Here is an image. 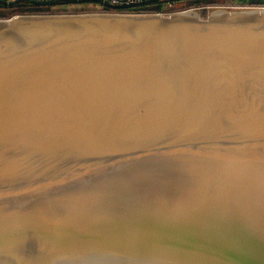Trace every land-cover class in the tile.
I'll list each match as a JSON object with an SVG mask.
<instances>
[{"label":"water","instance_id":"1","mask_svg":"<svg viewBox=\"0 0 264 264\" xmlns=\"http://www.w3.org/2000/svg\"><path fill=\"white\" fill-rule=\"evenodd\" d=\"M0 264H264V9L0 19Z\"/></svg>","mask_w":264,"mask_h":264},{"label":"trees","instance_id":"2","mask_svg":"<svg viewBox=\"0 0 264 264\" xmlns=\"http://www.w3.org/2000/svg\"><path fill=\"white\" fill-rule=\"evenodd\" d=\"M93 0L67 1V0H52L49 2H35L33 0H18L11 4L0 3V19H7L16 15H35V14H52V13H68V10H63L61 7L76 3H89ZM175 3L180 0H173ZM195 5H210L220 4L219 0H189ZM94 2V1H93ZM166 0H152L145 4L115 8L104 5L101 10L109 13H160L164 11ZM92 13V12H91Z\"/></svg>","mask_w":264,"mask_h":264},{"label":"built area","instance_id":"3","mask_svg":"<svg viewBox=\"0 0 264 264\" xmlns=\"http://www.w3.org/2000/svg\"><path fill=\"white\" fill-rule=\"evenodd\" d=\"M15 0H0V3L11 4ZM35 2H49L52 0H33ZM67 1H81V0H67ZM102 4L107 5L109 7L115 8H124V7H131L137 6L141 4H145L152 0H100ZM264 6H250V5H238V6H207L203 5L199 7L197 10L199 13L205 12H213L215 10H227V11H246V10H263ZM164 10H173L172 13H175L177 10V5L173 0H166V4ZM185 11H194L195 10H185ZM162 13V12H160ZM163 14V13H162Z\"/></svg>","mask_w":264,"mask_h":264},{"label":"rangeland","instance_id":"4","mask_svg":"<svg viewBox=\"0 0 264 264\" xmlns=\"http://www.w3.org/2000/svg\"><path fill=\"white\" fill-rule=\"evenodd\" d=\"M222 1V3L220 4H210L209 6H238V5H249V4H245V2H240L239 0H219ZM177 5V10L175 12H182L185 10H195L196 12H199L197 9L203 5H195L192 2H190L189 0H185L182 1L180 0L179 2L176 3ZM93 6L97 7V10H93V11H86L83 9L86 8H92ZM208 6V5H207ZM262 6V5H260ZM104 7V4H102L99 1L96 2H89V3H76V4H71V5H66L63 6L62 9L63 10H69L68 13H98V12H103L106 13L104 10H100ZM71 10V11H70ZM173 10H164L162 11V13L164 15H169L172 14ZM143 13H150V12H143ZM212 12H205V13H201V15L204 18H207Z\"/></svg>","mask_w":264,"mask_h":264},{"label":"crops","instance_id":"5","mask_svg":"<svg viewBox=\"0 0 264 264\" xmlns=\"http://www.w3.org/2000/svg\"><path fill=\"white\" fill-rule=\"evenodd\" d=\"M15 1H18V0H15ZM94 2H96V1H99V2H101L100 0H93ZM92 1V2H93ZM182 1H185V0H182ZM241 3L242 2H245V4L247 3V0H239ZM248 4V3H247ZM261 5L262 6H264V0H262V3H261ZM61 9H62V7H61ZM83 10H86V11H93V10H97V7L96 6H93L92 8H86V9H83ZM101 10V9H100ZM69 11V10H68ZM71 11V10H70Z\"/></svg>","mask_w":264,"mask_h":264},{"label":"bare ground","instance_id":"6","mask_svg":"<svg viewBox=\"0 0 264 264\" xmlns=\"http://www.w3.org/2000/svg\"><path fill=\"white\" fill-rule=\"evenodd\" d=\"M23 242L25 241V239L22 240Z\"/></svg>","mask_w":264,"mask_h":264}]
</instances>
